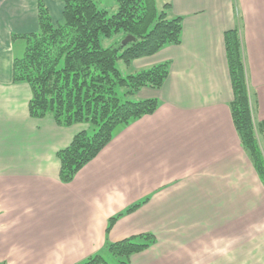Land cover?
<instances>
[{
	"label": "crops",
	"instance_id": "crops-1",
	"mask_svg": "<svg viewBox=\"0 0 264 264\" xmlns=\"http://www.w3.org/2000/svg\"><path fill=\"white\" fill-rule=\"evenodd\" d=\"M42 1L59 20L62 2ZM38 2L0 0V264H80L106 241L140 233L155 241L127 264H264V186L231 119L224 47L225 31L238 28L259 126L264 0L156 2L183 18L180 44L133 61L136 69L170 61L163 85L137 94L158 107L119 126L68 183L57 152L88 125L30 116L31 88L11 75L25 46L12 36L37 30Z\"/></svg>",
	"mask_w": 264,
	"mask_h": 264
},
{
	"label": "trees",
	"instance_id": "trees-1",
	"mask_svg": "<svg viewBox=\"0 0 264 264\" xmlns=\"http://www.w3.org/2000/svg\"><path fill=\"white\" fill-rule=\"evenodd\" d=\"M59 1L60 20L54 21L46 4L39 0L37 30L13 34L14 39H23L25 46L23 54L13 60L11 75L13 82H26L31 88L30 116H48L61 126L88 125L57 152L59 179L68 183L97 156L119 126L157 109L159 101L155 97H132L145 87L159 89L169 75L170 61L126 76L117 62L128 65L166 45L180 44L183 18L168 17L171 4L164 3L159 10L155 0H113V12L99 7L97 0ZM126 36L134 40L122 44ZM104 41L110 43L105 46ZM224 47L233 94L231 119L264 186V153L258 139L264 120L259 126L253 120L238 28L225 31ZM138 205L129 206L126 212ZM119 215L108 220L106 231ZM154 241L151 233L106 241L99 252L80 264H127L131 255Z\"/></svg>",
	"mask_w": 264,
	"mask_h": 264
},
{
	"label": "rangeland",
	"instance_id": "rangeland-1",
	"mask_svg": "<svg viewBox=\"0 0 264 264\" xmlns=\"http://www.w3.org/2000/svg\"><path fill=\"white\" fill-rule=\"evenodd\" d=\"M159 0H155V2L158 3ZM97 5L101 8H105L107 10H109L110 12H113L115 11V4H114V1L113 0H97ZM158 6V5H157ZM159 9V8H158ZM160 10V9H159ZM56 19V18H55ZM54 20V19H53ZM60 20V19H59ZM55 21V20H54ZM123 40V39H122ZM121 40V41H122ZM104 45H108L110 42L109 41H104L103 42ZM117 68L119 69V71L121 72V74L123 76H126L128 74H134L136 73L137 71H140L141 69H136L135 66L133 65V61L126 65L125 63H123L122 61H118L117 62ZM138 95H135L132 97V99H139V97H137ZM258 139H259V142L260 144H262V137L260 135V133L258 132Z\"/></svg>",
	"mask_w": 264,
	"mask_h": 264
},
{
	"label": "water",
	"instance_id": "water-1",
	"mask_svg": "<svg viewBox=\"0 0 264 264\" xmlns=\"http://www.w3.org/2000/svg\"><path fill=\"white\" fill-rule=\"evenodd\" d=\"M131 40H134V38H133L132 36H126V37L124 38V40L122 41V44H126V43H128L129 41H131Z\"/></svg>",
	"mask_w": 264,
	"mask_h": 264
}]
</instances>
